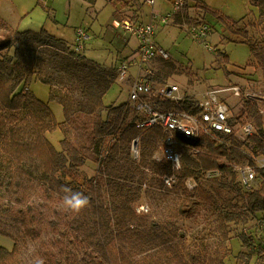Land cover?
Segmentation results:
<instances>
[{
	"label": "trees",
	"instance_id": "16d2710c",
	"mask_svg": "<svg viewBox=\"0 0 264 264\" xmlns=\"http://www.w3.org/2000/svg\"><path fill=\"white\" fill-rule=\"evenodd\" d=\"M249 2L258 10V19L253 21L247 17L232 21L201 1L197 6L206 14H214L228 31L249 43L252 64L264 78V0ZM249 28L260 30L261 35L252 34ZM174 71L173 63L162 60L161 69L153 71L149 79L164 83ZM118 77L117 68L107 69L89 60L45 30L19 32L0 19V179L15 187V200L22 205L13 227L0 223V235L14 241L12 250L0 248V264H28L21 258L22 251L30 239L40 236L31 225L35 217L32 208L24 207L31 178L60 201L62 186L88 197L87 208L92 212L84 217L94 224L73 221V228L86 240L93 259L92 254H97L106 264H228L232 255L231 225H236L243 227L238 237L242 250L236 264H251L264 238L260 228L264 219V167L258 164V159L264 158V118L256 106L246 100L242 90V107L234 114V121L245 118L254 124L256 134L249 142L222 136L225 142L219 143L203 136L194 143L179 137L176 150L182 157V169L175 171L170 163L156 161L164 138L160 127L139 128L145 117L135 115L130 119L129 104H106L105 97ZM33 79L49 86L50 100L63 107L64 122L59 123L48 104L29 90ZM161 109L198 111L183 102H164ZM65 127L74 132V140L63 139L59 150L49 135ZM135 139H139L138 161L131 155ZM86 150H92L98 158L97 176L87 177L82 172L87 163L83 154ZM235 166L255 168L262 178L259 186L244 193ZM209 171L219 176L205 179ZM164 175L174 176L176 183L167 186ZM189 179L197 182L196 189L187 188ZM173 196L178 201L177 217H194L201 207L212 211L214 241L209 247L195 252L173 221H159L136 212L135 206L143 197L158 207ZM253 217L258 223L249 229ZM60 262L68 264L62 260L54 264Z\"/></svg>",
	"mask_w": 264,
	"mask_h": 264
},
{
	"label": "rangeland",
	"instance_id": "374dc122",
	"mask_svg": "<svg viewBox=\"0 0 264 264\" xmlns=\"http://www.w3.org/2000/svg\"><path fill=\"white\" fill-rule=\"evenodd\" d=\"M44 1L51 7L52 13L58 17L61 23L70 18L69 22L72 26L78 24L85 26L90 40L86 42L82 54L88 59L108 67L112 65L116 67V64H130L132 59L123 57L129 50L135 51L138 45L134 36L112 27L116 9L119 8L120 20L131 22L139 20L137 14L141 9L144 10L145 16L149 17L145 23L151 22L153 14H155V41L169 54V58L166 60L176 67V71L171 72L169 79L164 83L177 84L186 100H201L209 91L229 89L222 95L227 97L234 114L242 107V101L235 99L230 89L239 87L248 94L254 91L259 92L258 90L264 88L262 71L252 64L249 43L228 31L214 14H206L202 8L197 6V3L201 1L211 11L226 16L232 21L238 22L245 17L253 21L258 19V10L249 0H186L178 12V16H175L174 6L169 0H154L153 7L148 5L147 0H89L95 2L93 9L89 7V1H86L83 2L81 10L77 9L75 5L82 0ZM119 2L122 3L121 8ZM168 14H171V19L167 24H163L161 17ZM197 24H205L210 27V34L206 39L208 47L193 40L189 34L190 28ZM249 30L252 34L261 35L260 30L256 32L255 29L249 28ZM263 31L264 25L262 36H264ZM212 48L213 50H210ZM147 66L155 70L161 69L162 60H154ZM137 73L138 68L130 67L127 81L117 79L105 99L107 105L113 104L122 107L124 104H129L130 119L137 113L130 103L129 79L131 76L135 78ZM151 81L154 84H163L158 79ZM28 88L34 92L37 98L48 104L59 123L64 122L63 107L59 102L50 100L49 86L33 79ZM243 122L248 121L245 118L239 120L240 124ZM49 138L60 150V142L65 138L74 140V132L65 127L61 131L57 130L51 133ZM109 144L110 142L106 146ZM250 145L252 146V143ZM92 152V150L83 151L87 163L82 167V172L87 177L97 176L99 172L98 158ZM29 181L31 188L25 195L24 207L25 209L27 206L32 208V214L35 217L31 225L40 232V236L30 239L28 247L23 249L21 258L24 263L49 264L52 262L54 264L56 260H62L68 264H106L97 254H92L94 259L89 255V248L85 246L86 240L73 228V221H80L83 225L85 222L93 226L94 222L84 217L92 210L86 208L79 214L68 212L62 206V201L53 192L48 191L46 186L39 185L33 178ZM239 182L245 193L246 190H244L240 179ZM195 187L197 188L198 184H194L193 188L196 189ZM16 196L15 187L8 186L0 179V223L5 227H13L14 218L19 216L17 209L22 208V205L15 200ZM227 196L232 197L230 194ZM141 206L150 208L147 215L152 219L173 221L186 234L187 244L195 252H200L205 245L209 247L214 241L210 230L214 215L206 207H201L194 217H177L175 211L178 201L174 196L158 207L143 197L135 206L137 213ZM141 215H145V212ZM257 223L258 218L253 217L252 223L249 224L250 227L248 226L249 229ZM231 227L232 255L228 259V264H236V256L242 250V244L238 237L243 227L236 225H231ZM260 243H262V247H258L260 252L251 264H264V238ZM13 247L14 241L10 237L0 235V248L12 250ZM48 257H51L49 262H47Z\"/></svg>",
	"mask_w": 264,
	"mask_h": 264
},
{
	"label": "built area",
	"instance_id": "2783aa9c",
	"mask_svg": "<svg viewBox=\"0 0 264 264\" xmlns=\"http://www.w3.org/2000/svg\"><path fill=\"white\" fill-rule=\"evenodd\" d=\"M174 6V11L179 12L184 6L186 0H169ZM154 0L149 1L150 6H154ZM155 14L153 21L149 23H134L129 20L122 22L114 21L113 27L120 29L132 36L138 42L137 55L138 58L132 60L130 64H120L118 73L121 81H125L128 77L130 67L142 69L148 63L163 58L168 59L169 54L162 49L155 41L156 26ZM171 19V14L161 17V22L167 24ZM193 40L204 44L206 47V39L210 34V27L205 24H197L192 26L189 31ZM90 40L88 32L84 28L76 30L75 43L73 48L76 52L82 53L85 49V44ZM210 50H213L210 49ZM149 75H143L136 80L130 90V102L137 115L145 117L138 125L139 128H147L157 126L164 133L162 140L161 151L158 153L156 161L168 162L172 165L175 171L182 169V157L177 152L178 138L182 137L190 142H199L203 136L212 137L219 143H224L225 139L222 136H233L240 142H249L256 134V128L251 122L234 121V114L231 105L227 101V97L222 95L229 89L212 90L205 93L201 100H186L181 94V90L177 84L163 83L154 84ZM231 94L235 99L241 100L242 89L234 87ZM259 92L245 93V98L256 106L258 114L264 118V88ZM164 102L186 103L193 108H198L195 112H186L183 110L163 111L161 104ZM227 141V140H226ZM251 143V142H250ZM198 150L195 154H198ZM131 155L135 160L140 159L139 139H135L131 145ZM177 158L180 159L178 166H175ZM260 167H264V158L258 159ZM235 171L238 173L241 184L246 192L255 190L262 178H259L257 171L252 166H235ZM219 176L216 171H209L205 174V179H212ZM162 180L169 187L176 183L174 176L164 175ZM194 184L197 182L194 179H189L186 186L189 190H194ZM196 188V187H195ZM150 208L141 206L138 208V214L149 213ZM260 228L264 232V219L260 223Z\"/></svg>",
	"mask_w": 264,
	"mask_h": 264
},
{
	"label": "crops",
	"instance_id": "0c3cea01",
	"mask_svg": "<svg viewBox=\"0 0 264 264\" xmlns=\"http://www.w3.org/2000/svg\"><path fill=\"white\" fill-rule=\"evenodd\" d=\"M86 1H89V0H82V2H77L75 6L77 7V9L81 10L84 5L83 2H86ZM149 1L150 0H147L148 5H149ZM89 3H90L89 7L93 9V5L95 2L93 3L89 1ZM119 3L121 4V5L119 4L121 8L122 3L121 2ZM118 11H119V8H117L115 11L114 18L111 24L112 27H113L114 21H117V22L125 21V20H120L121 16L118 13ZM178 15L179 13L176 12L175 16H178ZM137 16L139 20L134 23H145L149 19V17L145 16V12L143 9H141V11L137 14ZM0 19L4 23H6L12 30H16L19 32H27V31L40 32L42 30H45L50 35L56 37L59 40L67 42L71 46H73L75 43L76 30L78 28L85 29V26H83L82 24L72 26V24H70L69 22L70 18L66 22L61 23L58 17L52 13L51 7L48 4H46L44 0H0ZM152 21L153 19L151 20V22ZM137 47L135 51L129 50V52L126 53L123 58L129 59V60L137 59L138 58ZM158 59L164 60L163 58H158ZM119 65L120 64H116V67H114L113 65L110 67L108 66H105V67L107 69L108 68L118 69ZM153 71H156V70L154 68L148 67L147 65H145L142 69H138V73L136 77L133 78V76H131V78L129 79L130 90H131L132 85L136 82V80H138V78H140V76L151 74ZM125 81H127V79Z\"/></svg>",
	"mask_w": 264,
	"mask_h": 264
},
{
	"label": "clouds",
	"instance_id": "9594fccd",
	"mask_svg": "<svg viewBox=\"0 0 264 264\" xmlns=\"http://www.w3.org/2000/svg\"><path fill=\"white\" fill-rule=\"evenodd\" d=\"M180 159L177 158L175 166H178ZM61 192L62 206L68 212L79 214L89 206V199L86 195L79 191H73L68 186H62Z\"/></svg>",
	"mask_w": 264,
	"mask_h": 264
}]
</instances>
